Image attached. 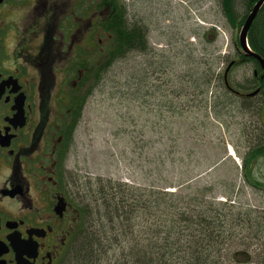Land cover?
I'll return each mask as SVG.
<instances>
[{
  "label": "rangeland",
  "instance_id": "obj_1",
  "mask_svg": "<svg viewBox=\"0 0 264 264\" xmlns=\"http://www.w3.org/2000/svg\"><path fill=\"white\" fill-rule=\"evenodd\" d=\"M121 1L128 19L146 27L148 49L116 62L91 92V83L79 87V96L86 92L87 98L67 159L74 203L81 184L97 178L189 195L196 201L192 208L227 201L235 213H253L257 222L226 244L264 264V191L249 187L241 171L247 147L264 142V109L257 116L242 108L241 99L228 97L215 79L237 61L240 29L228 23L221 0ZM235 11L243 14L242 0ZM87 19L79 23L83 32ZM83 45L89 50L91 43ZM252 70L251 64L232 67L230 86L251 91ZM253 167L264 183V159Z\"/></svg>",
  "mask_w": 264,
  "mask_h": 264
},
{
  "label": "flooded vegetation",
  "instance_id": "obj_2",
  "mask_svg": "<svg viewBox=\"0 0 264 264\" xmlns=\"http://www.w3.org/2000/svg\"><path fill=\"white\" fill-rule=\"evenodd\" d=\"M114 2L98 10L100 0H0V264H66L79 213L67 167L79 62L100 43ZM231 90L249 98L261 87Z\"/></svg>",
  "mask_w": 264,
  "mask_h": 264
},
{
  "label": "trees",
  "instance_id": "obj_3",
  "mask_svg": "<svg viewBox=\"0 0 264 264\" xmlns=\"http://www.w3.org/2000/svg\"><path fill=\"white\" fill-rule=\"evenodd\" d=\"M100 1L98 10L112 0ZM114 1L111 7L107 6L110 16L98 25L103 39L95 42V50L84 54L79 62L82 70L79 87L91 83L88 93L116 62L148 49L146 27L128 19L127 4ZM238 1L241 0H221V3L228 23L240 29L258 0H242V15L235 11ZM246 40L251 52L264 61V4ZM235 50L237 61L233 67L251 64L257 71V77L250 83L251 91L246 93H253L259 81V96H237L227 78L225 84L224 74L231 62L214 78L224 84L228 97L232 94L233 98H240L242 108L253 110L258 116L264 109V73L254 58L241 51L238 40ZM207 84L209 87L211 80ZM86 98V92L79 96V118ZM215 107L212 103L210 109L214 112ZM261 131L264 133V128ZM251 144L254 145L247 147L242 158V175L249 187L264 191V183L253 176V163L264 159V142L257 139ZM79 192H82L79 213H74L76 220L68 241L66 264H241L239 258H244L242 264H255L247 250L235 249L226 242L235 240L245 228L252 229L257 219L253 213H235L227 201L202 202L198 208H192L190 203L196 201L189 195L135 188L99 178L88 179Z\"/></svg>",
  "mask_w": 264,
  "mask_h": 264
},
{
  "label": "water",
  "instance_id": "obj_4",
  "mask_svg": "<svg viewBox=\"0 0 264 264\" xmlns=\"http://www.w3.org/2000/svg\"><path fill=\"white\" fill-rule=\"evenodd\" d=\"M264 4V0H258L257 3L252 7L249 15L246 17L244 23L242 24L238 36H237V40H238V44L239 47L241 49V51L243 53H245L246 55H249L250 57L254 58L258 64L260 65L261 69L264 71V61L261 59L260 56L254 54L253 52H251V50L249 49L248 45H247V34L248 31L255 19V17L257 16L259 10L261 9L262 5ZM229 70V67L226 69V72L224 74V82L225 84H227V72ZM256 94V92H254L252 95Z\"/></svg>",
  "mask_w": 264,
  "mask_h": 264
},
{
  "label": "bare ground",
  "instance_id": "obj_5",
  "mask_svg": "<svg viewBox=\"0 0 264 264\" xmlns=\"http://www.w3.org/2000/svg\"><path fill=\"white\" fill-rule=\"evenodd\" d=\"M257 63H258V62H257ZM228 67H229V70H230L231 64H230ZM228 67H227V68H228ZM229 70H228V72H229ZM228 72H227V73H228ZM230 153H231V152H230ZM230 153H229V154H230ZM231 154H232V153H231ZM233 158H234V157H233Z\"/></svg>",
  "mask_w": 264,
  "mask_h": 264
}]
</instances>
